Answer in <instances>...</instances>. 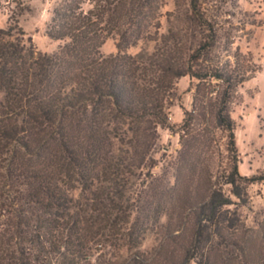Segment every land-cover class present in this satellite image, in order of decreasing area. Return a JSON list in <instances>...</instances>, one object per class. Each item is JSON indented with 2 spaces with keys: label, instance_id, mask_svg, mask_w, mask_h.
Wrapping results in <instances>:
<instances>
[{
  "label": "trees",
  "instance_id": "1",
  "mask_svg": "<svg viewBox=\"0 0 264 264\" xmlns=\"http://www.w3.org/2000/svg\"><path fill=\"white\" fill-rule=\"evenodd\" d=\"M174 1L161 33L166 0H61L47 30L64 41L54 53L15 11L0 28V264H264V220L248 226L224 190L246 204L264 182L241 173L231 116L260 67L231 54L220 23L229 0H213L217 13L211 0ZM110 37L118 52L105 56ZM141 41L153 50L127 52ZM184 76L195 94L172 182L154 174L153 152L159 128L175 129L169 108ZM156 225L158 245L141 250Z\"/></svg>",
  "mask_w": 264,
  "mask_h": 264
},
{
  "label": "rangeland",
  "instance_id": "2",
  "mask_svg": "<svg viewBox=\"0 0 264 264\" xmlns=\"http://www.w3.org/2000/svg\"><path fill=\"white\" fill-rule=\"evenodd\" d=\"M61 0H3L0 3V28L9 26V17L16 12L19 25L27 37H32L34 45L42 52L54 53L64 41L52 39L48 33V26L53 16V10ZM17 2L24 6L17 7ZM216 3L211 0L209 7L212 12L216 9ZM90 5L86 4L85 8ZM175 9L174 0H166L162 8L160 29L165 33L168 29L167 13ZM249 21H256L255 25ZM220 23L226 30L225 33L234 41L231 54L239 48L241 52L252 58L254 64L260 67L255 76L240 85L236 98L232 104L231 116L236 122V137L241 162L240 171L243 175L264 173V0H238L237 6L232 0L224 8ZM154 42H139L130 46L127 52L137 54L141 51L151 52ZM105 56L118 52L117 38H108L101 48ZM226 54V52H223ZM196 83V82H195ZM192 80L188 76L180 78L177 89L178 97L169 108V117L175 129L159 128V139L153 156L158 165L153 169L154 174L163 175L167 173L174 182V166L178 153L182 147L178 127L184 119V110L192 109L195 90H192ZM226 138L222 131H218L217 147L221 146L223 158H227ZM230 186H225L227 195L232 196L236 204L232 209L238 210L242 219L250 227H257L264 220V182L251 184L248 188V202L238 203L239 199L231 194ZM76 197L80 191L74 192ZM166 221V216L161 218V223ZM161 238L160 225L153 226L145 235L141 250L151 252L158 245ZM126 254V252H123ZM95 260H93L94 263ZM83 264V263H82Z\"/></svg>",
  "mask_w": 264,
  "mask_h": 264
}]
</instances>
